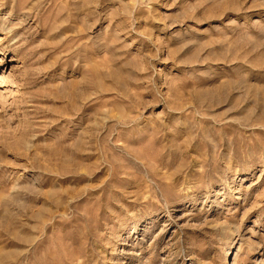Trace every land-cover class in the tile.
I'll list each match as a JSON object with an SVG mask.
<instances>
[{
	"label": "rangeland",
	"instance_id": "rangeland-1",
	"mask_svg": "<svg viewBox=\"0 0 264 264\" xmlns=\"http://www.w3.org/2000/svg\"><path fill=\"white\" fill-rule=\"evenodd\" d=\"M0 264H264V0H0Z\"/></svg>",
	"mask_w": 264,
	"mask_h": 264
}]
</instances>
